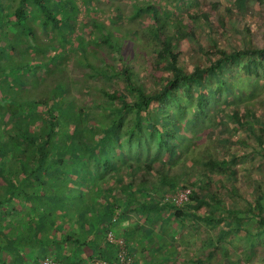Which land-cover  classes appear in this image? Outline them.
I'll return each instance as SVG.
<instances>
[{
  "label": "trees",
  "instance_id": "trees-1",
  "mask_svg": "<svg viewBox=\"0 0 264 264\" xmlns=\"http://www.w3.org/2000/svg\"><path fill=\"white\" fill-rule=\"evenodd\" d=\"M210 1L211 13L188 12L184 17L156 2L140 5L137 10L150 18V36L140 41L136 32H125L118 24V10L109 20L112 24L88 18L73 36L75 0H0V216L20 211L25 225H31L28 236L39 242L43 233L44 247L61 238L64 246L88 245L96 256L111 261L115 245L105 240L108 230L122 236L131 253L135 245L128 238L137 229L143 237L148 233L130 222L132 212L158 225L187 216L233 224L220 227L219 236L228 229L250 233L242 221L252 220L261 226L258 234L264 233V187L256 178L248 189L236 184L244 151L256 153L264 164V107L256 114L249 107L219 111L213 105V97L224 89L240 101L255 93L249 84L258 88L262 82L264 0ZM92 28L98 31L94 39L113 50L116 62L103 58L100 66L85 55L80 62L96 75L121 82L116 89L101 88L108 103L99 117L89 120L67 97L64 79H56L42 97H29V88L45 73L60 72L63 50L80 46L83 34L93 35ZM138 50L166 75L152 82L139 80L132 65ZM239 61L249 79L242 84L231 70ZM206 109L211 110L208 117ZM228 122L245 131L251 142L226 131ZM209 128L217 134L215 141L207 134ZM235 143L244 150L235 149ZM134 144L136 152L123 150ZM140 151L151 158L140 157ZM106 174L116 176L114 184ZM222 175L229 180H220ZM181 188L189 189L183 208L167 197ZM48 223L64 231L54 237L41 232ZM218 249L212 245L207 257ZM58 255L65 264L67 256ZM223 263L232 264L226 258ZM133 264L156 263L134 258Z\"/></svg>",
  "mask_w": 264,
  "mask_h": 264
},
{
  "label": "rangeland",
  "instance_id": "rangeland-1",
  "mask_svg": "<svg viewBox=\"0 0 264 264\" xmlns=\"http://www.w3.org/2000/svg\"><path fill=\"white\" fill-rule=\"evenodd\" d=\"M176 0H92V3L88 5L87 0H75L78 6V11L72 14L74 17V26L72 34L80 33L84 25V20L92 18L95 20H101L105 24L109 23V20L114 18L116 10L120 12V19L118 24L123 28L125 32L137 33L140 41H144L150 34H148V28L150 24V18L146 11H139L137 8L147 2H156L161 7H168V10L178 16L184 17L188 12L199 14L200 11L211 13V1L210 0H187L184 3H176ZM216 1V0H215ZM224 0H220L219 3H223ZM215 15V14H214ZM216 20H223L220 16L216 15ZM186 25L189 21H185ZM112 24V23H109ZM148 25V26H147ZM93 35L89 37L87 34H83V41L80 46L74 45V47H66L64 55L58 60L61 69L60 72L55 70L54 72L45 73L43 80L38 85H33L29 88L28 96L42 97L46 94L47 88L52 85L56 79H64L67 89V97L71 98L76 106L81 107L86 117L92 120L93 116L96 118L101 114L103 104H107L108 100L104 98L101 88L116 89L121 87V82L118 78L111 77L106 78L101 75H96L89 70V67L80 62L82 56H87L91 63L102 65L101 60L107 59L108 61L116 62L115 54L112 49L108 47L104 42H98L94 39L98 35L96 28H92ZM259 29L258 31H260ZM262 32V31H261ZM261 32H257L259 36ZM184 43H180V47ZM82 48L84 51L82 52ZM62 52V51H61ZM39 55H43L40 50ZM151 55V54H150ZM147 56V55H146ZM148 57V56H147ZM56 63V61L54 62ZM54 66V64H52ZM132 65L136 72H138L139 80L145 82H152L155 78H159L162 75H166V71L162 67L156 68L149 61L144 60L141 51H137L132 59ZM118 68V64H115ZM231 70L234 71V80H239V84L249 81L246 78L247 69L243 61L233 63ZM57 72V73H56ZM241 83V84H242ZM250 91L255 89V93L248 95L245 99L239 101L236 94L232 91L223 90L220 95L213 97V105L219 111H227L231 107L251 108L252 111L258 112V109L264 107V104H260L264 99V75L262 82H260L258 88L249 84ZM211 110L206 109L204 116H210ZM213 119V118H212ZM214 121V119H213ZM211 121V122H213ZM215 122V121H214ZM231 135L238 137H246L251 142V137L245 135V131L241 128L237 129L233 127L232 123L225 124ZM213 126V125H212ZM212 129H208V136L215 141L217 134L211 133ZM225 131V132H226ZM244 132V133H243ZM235 149L241 148L244 150V145L235 143L233 145ZM232 147V148H233ZM126 148V147H125ZM125 150L132 154L136 152L137 146H134L130 150ZM164 153V152H163ZM150 156V155H149ZM140 157L145 159L147 157L145 151H140ZM112 184L115 183L116 176H110L106 174ZM247 177V178H246ZM220 180L228 181L229 177L222 175ZM246 178V179H245ZM253 178H256L258 183L264 187V164L259 156L254 152L244 151L238 159V176L236 184L238 186H244L248 189ZM117 182V181H116ZM226 191V190H224ZM250 193V192H249ZM167 197L172 198V195L168 193ZM175 202V201H174ZM176 204V203H175ZM183 203L176 204V207L183 208ZM244 204V203H243ZM200 212H203L200 209ZM131 221L136 222L148 229V233L140 232L139 229L135 230L132 237L128 238L129 243L135 245L132 248L133 257L139 262L142 260L156 264H224L223 258L228 259L232 264H264V233L258 234L261 230V226L252 220H243L242 226L246 227L250 233L238 231L235 229H228L221 236L217 234L220 227L224 226L226 229L231 225L227 220L217 221L212 223H204L201 220L193 219L191 216H187L183 220H176L175 218H166L158 225L156 220L153 222H147L143 217L137 216L132 212ZM132 226V224H131ZM252 235V237L247 236ZM151 239V240H150ZM214 246H218L219 249L215 254H211L207 257L208 250ZM199 258L203 260L198 262Z\"/></svg>",
  "mask_w": 264,
  "mask_h": 264
},
{
  "label": "crops",
  "instance_id": "crops-1",
  "mask_svg": "<svg viewBox=\"0 0 264 264\" xmlns=\"http://www.w3.org/2000/svg\"><path fill=\"white\" fill-rule=\"evenodd\" d=\"M26 217L20 211L12 213L7 211L6 216H0V264H32L38 258L58 252V256L66 255L65 264H71L73 261L80 260L81 263L89 257L95 255V249L88 245L75 246L67 245L64 246L63 240L58 238L56 243H49L48 246L43 245V233L39 236L41 244L35 239H30L28 232L31 230V225H25ZM24 223V224H23ZM46 228V229H45ZM50 232L52 237L58 236V233L64 231L58 228L51 227L48 223L44 230L41 232ZM23 232V236L17 238ZM14 234V235H13ZM15 236V237H14ZM64 238V237H63ZM14 240V242H12ZM82 242V241H81ZM67 247L61 250L58 245ZM60 249V250H59ZM96 256V255H95ZM63 260V258H61ZM63 263V262H62ZM64 264V263H63Z\"/></svg>",
  "mask_w": 264,
  "mask_h": 264
},
{
  "label": "built area",
  "instance_id": "built-area-1",
  "mask_svg": "<svg viewBox=\"0 0 264 264\" xmlns=\"http://www.w3.org/2000/svg\"><path fill=\"white\" fill-rule=\"evenodd\" d=\"M189 189L188 188H181L178 189L174 194H172V201L174 203L180 204L183 201L188 199ZM105 240L109 243H113L115 245L114 250V258L115 261L107 260L101 258L99 256H91L81 264H133L134 257L133 254L130 252L127 242L122 236H117L114 234L113 231L108 230L105 234ZM32 264H62L54 255L47 254L40 258H38Z\"/></svg>",
  "mask_w": 264,
  "mask_h": 264
}]
</instances>
